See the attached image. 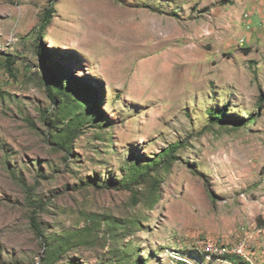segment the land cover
<instances>
[{
  "label": "rangeland",
  "instance_id": "1",
  "mask_svg": "<svg viewBox=\"0 0 264 264\" xmlns=\"http://www.w3.org/2000/svg\"><path fill=\"white\" fill-rule=\"evenodd\" d=\"M0 264H264V0H0Z\"/></svg>",
  "mask_w": 264,
  "mask_h": 264
},
{
  "label": "built area",
  "instance_id": "2",
  "mask_svg": "<svg viewBox=\"0 0 264 264\" xmlns=\"http://www.w3.org/2000/svg\"><path fill=\"white\" fill-rule=\"evenodd\" d=\"M204 252L206 255L221 257L229 254H234L235 257L239 258L240 260H248L244 254L245 247L244 245H238L231 250H228L224 246H216L214 243L211 242H204L202 244Z\"/></svg>",
  "mask_w": 264,
  "mask_h": 264
},
{
  "label": "trees",
  "instance_id": "3",
  "mask_svg": "<svg viewBox=\"0 0 264 264\" xmlns=\"http://www.w3.org/2000/svg\"><path fill=\"white\" fill-rule=\"evenodd\" d=\"M50 17V16H49ZM47 25V21L45 23H43V26H46ZM39 55L42 59H44V55L43 53L39 52ZM50 74H51V71H50ZM31 224H32V227L34 228V230L38 233V234H41V229L39 227V224L38 222L34 219V218H31ZM193 257V256H192ZM197 258H200L198 256H195Z\"/></svg>",
  "mask_w": 264,
  "mask_h": 264
}]
</instances>
